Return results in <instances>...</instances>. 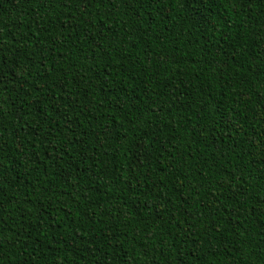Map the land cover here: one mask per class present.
I'll return each mask as SVG.
<instances>
[{"label":"trees","instance_id":"1","mask_svg":"<svg viewBox=\"0 0 264 264\" xmlns=\"http://www.w3.org/2000/svg\"><path fill=\"white\" fill-rule=\"evenodd\" d=\"M264 0H0V264H264Z\"/></svg>","mask_w":264,"mask_h":264},{"label":"snow or ice","instance_id":"2","mask_svg":"<svg viewBox=\"0 0 264 264\" xmlns=\"http://www.w3.org/2000/svg\"><path fill=\"white\" fill-rule=\"evenodd\" d=\"M262 175H264V173H262Z\"/></svg>","mask_w":264,"mask_h":264}]
</instances>
